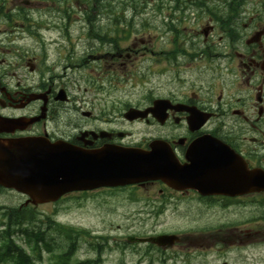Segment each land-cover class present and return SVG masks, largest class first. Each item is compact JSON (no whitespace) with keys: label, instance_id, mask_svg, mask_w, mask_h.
Wrapping results in <instances>:
<instances>
[{"label":"flooded vegetation","instance_id":"flooded-vegetation-1","mask_svg":"<svg viewBox=\"0 0 264 264\" xmlns=\"http://www.w3.org/2000/svg\"><path fill=\"white\" fill-rule=\"evenodd\" d=\"M202 1L154 3L147 12L142 4L121 0H0V115L35 118L12 132L0 131V137L46 136L63 138L89 150L113 145L143 151L150 149L151 140L164 139L173 153L167 158L173 166L186 163L187 148L200 138L201 147L236 153L245 162L240 166L264 173V0ZM191 9L192 14L198 9L200 15L211 12L195 31L199 39L195 54L189 51L194 45L185 36L184 26L186 12ZM218 15L222 17L219 20ZM163 37V43L157 41ZM50 44H58L54 54L65 58L63 68L71 67V58L85 56L98 61L90 64V75L106 72L125 80V76L135 74L172 73L176 75L171 78L176 91L127 101L117 96L109 100L89 95L78 103L70 102L67 90L72 82L62 80L52 64L45 66L49 72L46 78L39 72L44 64L36 59L47 56ZM187 59L190 63L185 62ZM189 65L201 76L211 72L208 78H198L197 90H186L178 76ZM94 80L91 78L83 90L96 88ZM117 86V80L114 83L104 77L99 89L115 90ZM60 89L66 98H56ZM161 97L169 102L162 124L151 112L143 119L123 116L124 108L144 109ZM193 115L199 117L198 122L208 118L193 127L188 123ZM136 123L153 127L138 131L133 127ZM101 129L108 136L101 135ZM112 189L120 192L121 201L137 204L136 208L122 209V215L129 214L132 219L156 216L166 203L183 202H198L212 211L223 207L235 216L252 218L246 226L239 219L229 228H177L198 231L182 235L180 245L198 250L216 247L214 250L222 254L229 252L220 251V242L224 247L245 241L252 238V230L264 238V190L233 196L199 193L189 187H174L160 178H147L123 186L99 187L91 193ZM228 255L237 259L233 253Z\"/></svg>","mask_w":264,"mask_h":264},{"label":"rangeland","instance_id":"rangeland-1","mask_svg":"<svg viewBox=\"0 0 264 264\" xmlns=\"http://www.w3.org/2000/svg\"><path fill=\"white\" fill-rule=\"evenodd\" d=\"M159 1V0H154ZM47 34V33H46ZM55 33H52L54 35ZM50 49H48L50 57L40 59L45 61V64H52L54 66L53 70L57 72H66L69 71V66L66 68L62 67V64L65 62L64 57H56L54 51H56V46L58 44H50ZM60 49V47H59ZM62 53V52H61ZM66 54V53H63ZM71 62L78 63V58H71ZM60 64V66H58ZM83 71H87L90 66L87 64L84 65ZM72 77L74 82H72V86L69 89L70 93L74 97H81V96H88L95 90H92L89 93H85L82 89V86H88L90 83V79L93 76L90 74H75L72 71ZM67 76V75H66ZM65 76V77H66ZM182 76L189 79H195L193 72L190 69H186L183 71ZM168 75L163 76H150V81L145 86L140 84L137 81H127L126 83L117 86L114 90L113 88L110 89V93H99L97 96L102 98H114L115 96L121 97V99H144V94L147 93L148 88H152V95L158 94H166L170 91H176V85L173 82L168 81ZM76 84L80 85V88L74 87ZM148 86V87H147ZM185 89H189V82H185ZM181 91V90H180ZM138 129H143L142 125H136ZM19 195L15 192L4 191L0 194V203L1 204H8V205H16L19 203ZM99 197H95L96 200H91L88 198L76 199V198H66L65 200L59 202L57 205L52 204H45L38 208V210L45 212V213H52L54 209L58 215V220L70 225H81L87 229H92L94 231H99L104 234H110L113 237L121 238L119 241L120 243L124 240L123 235L120 233L121 231L116 230L117 219L119 218L118 214V204L119 200L116 198H108L104 202L97 201ZM169 207L165 211V213L160 216L157 220L152 219L150 221V226L155 225V229L162 228V227H171V228H179V227H196L200 226H210L215 225L218 221L219 226L223 224L232 223L234 220L241 219L242 217L238 215H233L232 212L228 209L220 207V210H213L210 211L208 209L200 210V206L196 204H169ZM113 209L115 211L114 214H109L107 210ZM241 217V218H240ZM148 226V225H147ZM228 228V227H225ZM124 229L120 228L119 230ZM113 230V231H111ZM152 230V228H151ZM135 232L144 233L148 232V230H134ZM196 233V231H195ZM138 244L132 246L133 249H126L125 253L122 254L118 251H111L107 260L104 264H121L123 261L125 264H147L149 259L152 258L155 262L153 264H161L159 258L163 255L169 256V254L154 252L145 253L143 252L144 246H139L137 249ZM128 246V244H127ZM223 246H221L222 250ZM227 248H230L227 246ZM180 249L183 251V248L175 247L172 251L178 252V256L176 259H168L167 261L170 264H220L223 258H226L228 264H241V262H247L249 264H260L256 259H249L247 258L246 261L243 260V257L239 255L238 252L244 253L247 256H254V255H264V249L259 250L256 248L255 243H247L241 247H237V257L238 259H229L230 255H222L220 256L217 251L210 252V253H200L198 254V250H191L186 253L180 252ZM230 250V249H229ZM227 250L226 252H228ZM79 254L81 257H89L94 256V251L87 246H82L79 250ZM187 254L189 258L188 263L183 262V256ZM200 255V258L197 257ZM47 259L48 256L44 255ZM242 260V261H241Z\"/></svg>","mask_w":264,"mask_h":264},{"label":"water","instance_id":"water-1","mask_svg":"<svg viewBox=\"0 0 264 264\" xmlns=\"http://www.w3.org/2000/svg\"><path fill=\"white\" fill-rule=\"evenodd\" d=\"M39 147L42 148L37 149V142L28 140L0 143V168L2 165L7 171L6 178L0 173V182L28 193L34 203L54 200L66 189L78 187L81 181L93 175L115 174V166L109 158L98 160L99 155H80L59 144L40 143ZM138 158L142 163L150 155L141 154ZM149 171L155 174L164 172L165 168L153 163Z\"/></svg>","mask_w":264,"mask_h":264},{"label":"trees","instance_id":"trees-1","mask_svg":"<svg viewBox=\"0 0 264 264\" xmlns=\"http://www.w3.org/2000/svg\"><path fill=\"white\" fill-rule=\"evenodd\" d=\"M14 210L10 211V216H13L11 219L14 222H17L20 220L17 213H14ZM14 232V231H13ZM9 232L6 231L3 235V239H6L7 241L3 242L4 249L2 252V256H13L17 262V264H30L28 257L24 254L22 247L16 246L12 240L9 238ZM1 256V255H0ZM59 264H67V262L61 257Z\"/></svg>","mask_w":264,"mask_h":264}]
</instances>
